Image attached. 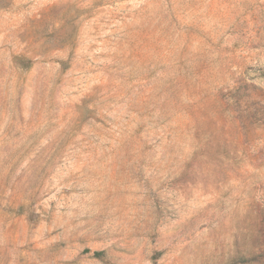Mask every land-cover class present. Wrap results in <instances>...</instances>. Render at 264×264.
<instances>
[{
  "label": "rangeland",
  "instance_id": "obj_1",
  "mask_svg": "<svg viewBox=\"0 0 264 264\" xmlns=\"http://www.w3.org/2000/svg\"><path fill=\"white\" fill-rule=\"evenodd\" d=\"M0 264H264V0H0Z\"/></svg>",
  "mask_w": 264,
  "mask_h": 264
},
{
  "label": "trees",
  "instance_id": "obj_2",
  "mask_svg": "<svg viewBox=\"0 0 264 264\" xmlns=\"http://www.w3.org/2000/svg\"><path fill=\"white\" fill-rule=\"evenodd\" d=\"M101 255H102V253H98V252L94 253V257H100Z\"/></svg>",
  "mask_w": 264,
  "mask_h": 264
}]
</instances>
